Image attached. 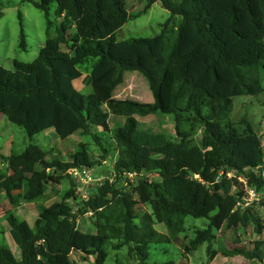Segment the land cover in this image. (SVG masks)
I'll return each instance as SVG.
<instances>
[{"label":"trees","instance_id":"1","mask_svg":"<svg viewBox=\"0 0 264 264\" xmlns=\"http://www.w3.org/2000/svg\"><path fill=\"white\" fill-rule=\"evenodd\" d=\"M158 2L171 14L159 35L118 40L132 17ZM54 3L60 26L37 59L15 61L13 71L0 66V115L22 128L30 142L49 129L62 140L80 133L98 144L111 147L112 142L118 157L84 202L69 171L102 164L83 144L69 151L66 161L31 143L21 152L0 154V194L16 208L43 199L46 187L53 190L71 180L62 200L40 207L33 226L9 216L20 259L0 241V264H77L73 254L105 264L113 240L146 262L150 244L177 240L187 217L209 221L207 229L197 230L187 253L204 243L215 253V231L226 224L247 230L252 223L262 235L259 213L242 206L246 189H264V142L247 119L235 124L227 117L234 97L264 93V0H148L134 16L125 0H39L33 4L45 13L48 31ZM126 44L140 51L161 45V51L146 59L140 52L117 50ZM20 46L26 48L23 29ZM127 72L144 75L153 102L115 98ZM81 79L92 88L88 94L75 86ZM111 114L123 124L111 127ZM159 114L172 117L175 136L140 129L139 118ZM230 172L236 176L228 177ZM155 173L160 181L150 179ZM69 199L78 202V213ZM140 206L149 212L140 216ZM88 212L95 215L96 233L77 226L79 215ZM222 254L262 262L264 240L252 251L224 249Z\"/></svg>","mask_w":264,"mask_h":264},{"label":"rangeland","instance_id":"2","mask_svg":"<svg viewBox=\"0 0 264 264\" xmlns=\"http://www.w3.org/2000/svg\"><path fill=\"white\" fill-rule=\"evenodd\" d=\"M38 1L0 0V66L13 71L15 69V61L25 63L33 62L39 56L49 36L55 37L57 35V30L61 22L55 14L57 4L54 3L50 7V21L52 25L48 31V22L45 13L33 4ZM147 1L125 0L128 10L133 16L143 10ZM170 16V12L160 2L155 3L146 13L137 18L132 17L122 30L118 32V40L125 42L131 38L155 37L161 33L162 25ZM180 20L181 18L178 17L176 21ZM176 25L177 23L174 26ZM21 29L25 33V49L20 46ZM63 49H66V46H63ZM117 50L129 54L140 52L146 59H151L159 55L161 45L153 47L152 50L140 51L126 44L123 48H118ZM88 67L83 68V71H85L84 77H87L90 72ZM75 86L85 94L92 91L89 83H85L83 79L76 81ZM114 95L116 99L121 100L131 99L141 103L154 101L147 79L139 72L125 73V82L116 88ZM242 118L247 119L253 125L264 142V93L257 96H236L233 98L227 121L239 124ZM122 124L123 119L121 117L114 116L113 114L110 115L111 127L114 128ZM139 127L151 133H165L169 136H175L174 122L169 115L159 114L157 116L139 118ZM30 143L50 152V158L55 155L64 161L68 159V152L75 151L79 144L86 146L92 160L96 161L97 164L101 163L102 166L96 165V167L91 169L93 181L85 184L78 183L77 194L84 202L88 201L91 190L101 184L102 180H99L100 175L111 171L114 161L118 157L117 153L113 151L112 142L111 147H109L106 141L98 144V141L93 137L80 133L67 140H62L54 129H49L34 136L32 142H30L22 128L9 122L5 116L0 115V154L8 156L12 151L21 152ZM109 148H111L109 159L105 161L103 158L106 154L105 150ZM3 168L2 160H0V170ZM111 175L108 174L109 177H112ZM234 175L236 176L234 172H230L228 177ZM238 178L240 181H244L243 176L238 175ZM150 179L160 181V177L156 173L150 175ZM70 187V179L63 181L61 185H57L53 190L51 187H46V195L43 199L34 203L22 204V206L17 208L9 203L5 195L0 194V241L8 245L18 259H20V250L10 234L9 216L14 214L19 220H25L33 226L38 218L40 207L42 205L48 206L55 201L62 200ZM244 200L246 202V197ZM66 202L71 205L75 213H78L79 207L76 200L69 199ZM242 207L243 209L250 207L259 213L264 223V189L259 192L256 199ZM139 208H141L140 216L144 212H149L147 206H140ZM94 221L95 215L92 212H88L85 215H79L77 226L83 232L96 233L97 229ZM208 223L209 221L207 219L187 217L185 232L177 240L174 242L150 244V254L146 262H141L138 254H130L129 246L116 247L121 244V241L113 240V244L109 246V256L105 264H264V260L262 262L259 260L250 261L243 257H225L222 254L224 249L245 248L248 251H252L256 241L264 240V232L262 235H259L252 223L247 230L226 224L221 230L215 231L216 238L213 244H211V249L215 253L208 251L207 243L201 244L195 251L187 253L191 241L196 236L197 230L207 229ZM155 228L162 233H167V230L160 223H156ZM72 257L77 264H96L94 256L73 254Z\"/></svg>","mask_w":264,"mask_h":264},{"label":"built area","instance_id":"3","mask_svg":"<svg viewBox=\"0 0 264 264\" xmlns=\"http://www.w3.org/2000/svg\"><path fill=\"white\" fill-rule=\"evenodd\" d=\"M70 175L72 176V178L78 182V183H88L89 181H93V175L91 172V169L89 168H75V169H71L69 171ZM130 177H134L133 174H130ZM104 177L100 176L99 180H103ZM258 192L254 189V188H250L247 191V196H246V204L251 203L254 199H256L258 197ZM245 204V205H246Z\"/></svg>","mask_w":264,"mask_h":264},{"label":"crops","instance_id":"4","mask_svg":"<svg viewBox=\"0 0 264 264\" xmlns=\"http://www.w3.org/2000/svg\"><path fill=\"white\" fill-rule=\"evenodd\" d=\"M115 96V95H114ZM119 100H121V99H119ZM151 103V102H150Z\"/></svg>","mask_w":264,"mask_h":264}]
</instances>
